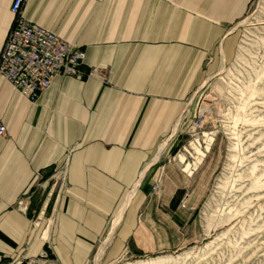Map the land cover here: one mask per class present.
Here are the masks:
<instances>
[{
	"label": "crops",
	"instance_id": "obj_1",
	"mask_svg": "<svg viewBox=\"0 0 264 264\" xmlns=\"http://www.w3.org/2000/svg\"><path fill=\"white\" fill-rule=\"evenodd\" d=\"M251 2L26 0L25 20L84 53V77H55L34 103L0 78V264H90L109 236L103 264L171 246L192 213L177 215L180 192L153 195L160 151L232 57ZM11 4L0 0V49Z\"/></svg>",
	"mask_w": 264,
	"mask_h": 264
},
{
	"label": "rangeland",
	"instance_id": "obj_2",
	"mask_svg": "<svg viewBox=\"0 0 264 264\" xmlns=\"http://www.w3.org/2000/svg\"><path fill=\"white\" fill-rule=\"evenodd\" d=\"M232 36V57L187 97L160 151L165 165L153 195L180 192L185 208L177 215L191 212L192 221L169 237L168 249L114 264H264V0H252ZM110 239L90 264H103Z\"/></svg>",
	"mask_w": 264,
	"mask_h": 264
},
{
	"label": "built area",
	"instance_id": "obj_3",
	"mask_svg": "<svg viewBox=\"0 0 264 264\" xmlns=\"http://www.w3.org/2000/svg\"><path fill=\"white\" fill-rule=\"evenodd\" d=\"M26 0H12L11 22L0 49V78L25 99L34 103L55 77H84L81 72L84 53L56 34L22 17ZM98 76L96 70L85 77ZM5 131L0 124V140ZM156 190V185L152 191ZM185 208V203H180Z\"/></svg>",
	"mask_w": 264,
	"mask_h": 264
},
{
	"label": "trees",
	"instance_id": "obj_4",
	"mask_svg": "<svg viewBox=\"0 0 264 264\" xmlns=\"http://www.w3.org/2000/svg\"><path fill=\"white\" fill-rule=\"evenodd\" d=\"M175 152H176V149L173 150V153H175ZM136 255L139 257V256H141L142 254H141L140 252H136Z\"/></svg>",
	"mask_w": 264,
	"mask_h": 264
}]
</instances>
